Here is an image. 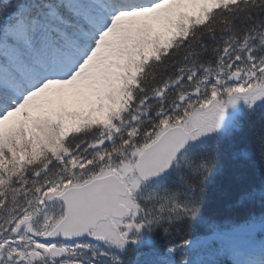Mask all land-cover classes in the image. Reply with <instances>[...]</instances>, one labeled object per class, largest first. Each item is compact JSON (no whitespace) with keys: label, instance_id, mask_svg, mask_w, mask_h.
<instances>
[{"label":"snow or ice","instance_id":"6c2138e0","mask_svg":"<svg viewBox=\"0 0 264 264\" xmlns=\"http://www.w3.org/2000/svg\"><path fill=\"white\" fill-rule=\"evenodd\" d=\"M0 264H264V0H0Z\"/></svg>","mask_w":264,"mask_h":264},{"label":"trees","instance_id":"16d2710c","mask_svg":"<svg viewBox=\"0 0 264 264\" xmlns=\"http://www.w3.org/2000/svg\"><path fill=\"white\" fill-rule=\"evenodd\" d=\"M257 169L259 168V163L257 161L256 165ZM258 180V177H255ZM239 196V191H233L228 196L224 198H218L215 192L210 189V199L211 204L205 207V212L211 211L213 214L218 217H242L246 214V208L236 207L235 201Z\"/></svg>","mask_w":264,"mask_h":264},{"label":"rangeland","instance_id":"374dc122","mask_svg":"<svg viewBox=\"0 0 264 264\" xmlns=\"http://www.w3.org/2000/svg\"><path fill=\"white\" fill-rule=\"evenodd\" d=\"M234 243H235L236 245H241V244L244 243V241H243V239H237L236 241H234Z\"/></svg>","mask_w":264,"mask_h":264}]
</instances>
